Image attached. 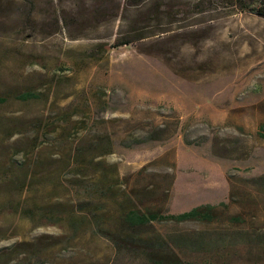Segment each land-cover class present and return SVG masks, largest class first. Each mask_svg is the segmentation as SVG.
Returning a JSON list of instances; mask_svg holds the SVG:
<instances>
[{"label": "rangeland", "instance_id": "374dc122", "mask_svg": "<svg viewBox=\"0 0 264 264\" xmlns=\"http://www.w3.org/2000/svg\"><path fill=\"white\" fill-rule=\"evenodd\" d=\"M0 40L26 60L22 74L0 57V87L37 96L0 105L28 124L10 140L26 183L0 184V264H148L97 227L140 188L144 208L217 206L213 222L137 230L203 232L210 246L176 248L177 264H264V185L251 181L264 175L263 17L225 0H0ZM156 125L158 139L125 143Z\"/></svg>", "mask_w": 264, "mask_h": 264}, {"label": "trees", "instance_id": "16d2710c", "mask_svg": "<svg viewBox=\"0 0 264 264\" xmlns=\"http://www.w3.org/2000/svg\"><path fill=\"white\" fill-rule=\"evenodd\" d=\"M204 0H201V2ZM235 8L242 12H250L264 18V0H225ZM28 13V18L32 19L31 8ZM1 42V40H0ZM5 42L2 41L0 44V57H5L11 64H15V70H18L22 74L25 71V55L19 52H16L14 48L13 54L8 52H3L2 46ZM130 41H119L117 40L114 44L115 47H118L123 44H128ZM20 66V67H17ZM20 68V69H19ZM19 73V72H18ZM36 94L33 90L21 83L17 82L15 84H10L9 87L2 88L0 87V105L10 104L12 102L25 103L34 98ZM24 117L8 116L1 115L0 113V184H12L13 188L24 187L25 181L21 180L20 177H15L13 171V165L16 164V152L12 150L10 140L14 138L17 133V128H15L17 119L21 120L18 122L21 126L28 125L23 120ZM160 131H164L162 126L156 125V127L149 131L146 135L137 136L136 138L128 137L126 138L125 143L131 145L130 143H140L146 140H154L161 137ZM65 136V130L61 132L60 142L64 145L65 139L62 138ZM6 144V145H5ZM8 149H6V148ZM3 149L6 152H3ZM85 150L78 149L77 156L85 154ZM8 156L9 164L6 166V161L4 158ZM23 163V161H22ZM81 166V164H80ZM83 166V165H82ZM102 168L97 167L95 175H98V184L97 187L100 192L109 193L113 189V185L110 182L109 178H102L100 174ZM104 170V169H103ZM251 181L254 185L260 187L264 185V175L259 177L251 178ZM85 183L81 186L83 187ZM1 193V191H0ZM11 195V193H9ZM137 195L139 198V205L132 202V205L126 203H119L117 211H115L114 216L110 219L112 224L108 225L105 228L103 226H97L113 244L114 246L122 251L128 250L131 253H141L144 258L147 260L148 264H177L180 260V257L177 253L176 248H187L192 251H203L205 248L210 246L208 239L205 237L203 232H198L195 234L189 235H175L171 238H166L162 234L158 233L157 237L154 238L150 235L144 236L141 232L137 231L139 228H144L151 225L154 221H174V222H189V221H201V222H213L216 220V209L217 206L213 204H203L195 206L187 211L180 213H170L166 208L161 207H143L141 204L146 198L145 189L140 188L137 190ZM13 196V195H12ZM9 200L12 198L10 196ZM224 203V202H223ZM225 204V203H224ZM1 205V204H0ZM229 206V204H228ZM1 207V206H0ZM47 208V209H46ZM1 209V208H0ZM54 211L50 206H43L42 212ZM48 213L46 215H48ZM236 222H241V215L231 216ZM101 220L98 219L99 223Z\"/></svg>", "mask_w": 264, "mask_h": 264}]
</instances>
